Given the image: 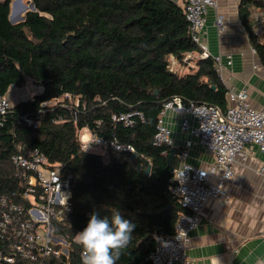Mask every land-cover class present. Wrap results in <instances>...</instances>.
Returning <instances> with one entry per match:
<instances>
[{"label":"trees","instance_id":"obj_1","mask_svg":"<svg viewBox=\"0 0 264 264\" xmlns=\"http://www.w3.org/2000/svg\"><path fill=\"white\" fill-rule=\"evenodd\" d=\"M32 1L37 10L12 23L11 0H0V94L8 96L27 78L42 88L0 115V195L15 192L14 199L21 198L24 181L16 176L12 157L37 147L50 163L62 164L73 190L71 210L54 221L70 242L68 254L48 256L44 264H82L76 234L93 213L110 218L115 211L136 225L116 264H149L153 233L172 235L185 211L170 189L180 150L169 165L172 146L154 143L159 114L176 95L185 103L226 108L227 86L212 57L198 59L194 71L170 69L171 55L181 59L199 49L183 6L174 0ZM252 6L264 9V0H241L239 17L264 66V25L261 34L253 27ZM130 110L144 118L132 126L113 120L114 113ZM37 114L39 125L26 120ZM83 128L132 144L136 156L85 149ZM5 264L29 263L18 257Z\"/></svg>","mask_w":264,"mask_h":264},{"label":"built area","instance_id":"obj_2","mask_svg":"<svg viewBox=\"0 0 264 264\" xmlns=\"http://www.w3.org/2000/svg\"><path fill=\"white\" fill-rule=\"evenodd\" d=\"M174 1L183 6L192 40L199 49L184 53L181 59L171 55L170 69L183 74L198 67V59L212 57L215 68L224 81L226 66L222 55L211 53L202 39L208 7H217L220 0ZM216 25L219 34L224 32V13H217ZM251 50L256 53V48L252 45ZM231 56L229 54L228 64L232 63ZM226 86V108L204 102L185 103L181 96L176 95L164 103L159 114L155 144L174 146L166 120L170 109L183 114L181 129L189 132L191 137L180 149L179 164L173 168L170 185L172 193L177 196L185 211L180 212L172 235L153 233L155 247L148 256L149 264H174L176 261L196 264L189 257L187 246L191 232L200 223L204 208L214 199L229 201L231 194L226 190V185L234 177L236 162L239 159L245 160L253 146L264 152V107L252 105L247 87L237 89L234 85ZM65 96L72 95L67 93ZM75 103L79 105L78 99ZM12 106L11 99L0 94V115L5 117ZM39 115L26 117V120L37 126L40 124ZM112 118L126 126H132L137 118L143 119L144 114L138 110H130L114 113ZM83 129L85 132L80 139L87 150L96 143L106 151L112 148L118 152L135 153L132 144L120 143L116 138L106 139L92 134L88 128ZM194 144L205 147L213 161L201 166L191 163L188 158ZM12 160L16 176L24 181V188L19 195L21 198L17 200L14 199L15 192L0 195V264L16 263L18 257L26 259L29 264H44V258L48 256L68 254L70 242L65 235L56 231L54 221L62 220L64 214L71 210V175L63 171L62 164L50 163L37 147H29L14 154Z\"/></svg>","mask_w":264,"mask_h":264},{"label":"crops","instance_id":"obj_3","mask_svg":"<svg viewBox=\"0 0 264 264\" xmlns=\"http://www.w3.org/2000/svg\"><path fill=\"white\" fill-rule=\"evenodd\" d=\"M240 5L241 0H220L217 7L209 6L202 39L211 53L222 55L225 83L237 89L247 87L252 105L261 108L264 66L257 52L251 50L248 32L239 17ZM249 10L253 27L261 34L264 9L252 6ZM218 12L224 13L226 23L220 34L216 25ZM182 118L183 114L174 109L166 115L177 150L191 137L181 129ZM188 160L201 166L212 162L213 157L205 147L194 144ZM226 190L231 194L229 201L214 199L204 208L199 225L190 235L189 257L196 264H264V152L257 146L245 160L236 162L234 177Z\"/></svg>","mask_w":264,"mask_h":264},{"label":"clouds","instance_id":"obj_4","mask_svg":"<svg viewBox=\"0 0 264 264\" xmlns=\"http://www.w3.org/2000/svg\"><path fill=\"white\" fill-rule=\"evenodd\" d=\"M135 227L119 211L113 212L110 218L93 213L75 237L81 246L82 264H116L121 250L130 243Z\"/></svg>","mask_w":264,"mask_h":264},{"label":"rangeland","instance_id":"obj_5","mask_svg":"<svg viewBox=\"0 0 264 264\" xmlns=\"http://www.w3.org/2000/svg\"><path fill=\"white\" fill-rule=\"evenodd\" d=\"M18 1L19 0H11V12L12 13H16L19 10L20 4ZM22 2L24 4H28L29 0H22ZM27 10H31V9L28 8ZM25 12L26 11H23L22 14H24ZM16 15H17V13H16ZM173 68H174V65H173ZM184 70L187 71L188 69H184ZM41 89H42L41 86L38 85L33 79L27 78L24 85L18 86V87H12L9 91L8 96L11 99V101L13 102V104H15L16 102H18L20 100L31 98L36 92L40 91ZM84 132H85V129H81L79 131V137H81V134ZM88 150L92 151V152L103 153V154L109 153V151H106V149L103 146L96 144V143L92 144V147H89Z\"/></svg>","mask_w":264,"mask_h":264},{"label":"water","instance_id":"obj_6","mask_svg":"<svg viewBox=\"0 0 264 264\" xmlns=\"http://www.w3.org/2000/svg\"><path fill=\"white\" fill-rule=\"evenodd\" d=\"M28 8H30L33 11L37 10V7L32 0H30L28 4H24L21 2L20 3V9L16 12L17 15H14V13L10 12V15H9L10 21L12 23H16V22L24 20L25 16H26V12L29 11V10H27ZM23 11H26V12L24 14H22ZM176 154H177V147L172 146L170 149L169 155H168V164L169 165L174 160ZM134 156H136V153L134 154ZM139 166H141V165H139ZM150 169H151V165H149L148 168L146 169L147 173L150 172Z\"/></svg>","mask_w":264,"mask_h":264},{"label":"bare ground","instance_id":"obj_7","mask_svg":"<svg viewBox=\"0 0 264 264\" xmlns=\"http://www.w3.org/2000/svg\"><path fill=\"white\" fill-rule=\"evenodd\" d=\"M19 2V4H20V2H22V1H18ZM23 3V2H22ZM17 9V8H16ZM20 9V8H19ZM14 12V11H13ZM14 15H16V13H14ZM87 137V135H85V138Z\"/></svg>","mask_w":264,"mask_h":264}]
</instances>
